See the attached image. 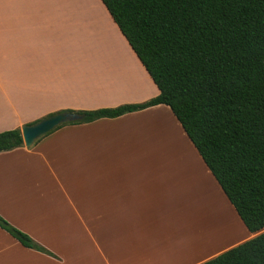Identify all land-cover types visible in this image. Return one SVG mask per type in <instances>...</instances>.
Segmentation results:
<instances>
[{"label":"crops","instance_id":"crops-1","mask_svg":"<svg viewBox=\"0 0 264 264\" xmlns=\"http://www.w3.org/2000/svg\"><path fill=\"white\" fill-rule=\"evenodd\" d=\"M83 3L0 0V132L160 93L103 1ZM0 214L50 252L0 227V264H202L256 236L167 104L1 151Z\"/></svg>","mask_w":264,"mask_h":264},{"label":"trees","instance_id":"trees-1","mask_svg":"<svg viewBox=\"0 0 264 264\" xmlns=\"http://www.w3.org/2000/svg\"><path fill=\"white\" fill-rule=\"evenodd\" d=\"M102 1L160 93L142 103L62 110L83 118L55 129L167 104L247 228L262 231L264 0ZM23 145L21 128L0 132V152ZM0 227L50 253L1 214ZM202 264H264V232Z\"/></svg>","mask_w":264,"mask_h":264},{"label":"water","instance_id":"water-1","mask_svg":"<svg viewBox=\"0 0 264 264\" xmlns=\"http://www.w3.org/2000/svg\"><path fill=\"white\" fill-rule=\"evenodd\" d=\"M83 118L82 114L76 112H56L42 118L34 124H26L21 128L23 141L26 146H32L41 136L53 131L61 124L78 121Z\"/></svg>","mask_w":264,"mask_h":264},{"label":"rangeland","instance_id":"rangeland-1","mask_svg":"<svg viewBox=\"0 0 264 264\" xmlns=\"http://www.w3.org/2000/svg\"><path fill=\"white\" fill-rule=\"evenodd\" d=\"M83 2H84V0H81V4H84ZM84 5H85V4H84ZM98 12H99V11H98ZM98 12H97V13H98ZM96 16H97V17H100L101 15H96ZM100 22H102V21H100ZM262 232H264V229H263L262 231L257 232L256 235H258V234H260V233H262Z\"/></svg>","mask_w":264,"mask_h":264}]
</instances>
